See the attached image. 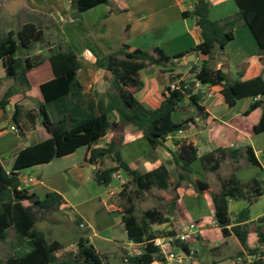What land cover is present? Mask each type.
<instances>
[{
	"label": "crops",
	"instance_id": "0c3cea01",
	"mask_svg": "<svg viewBox=\"0 0 264 264\" xmlns=\"http://www.w3.org/2000/svg\"><path fill=\"white\" fill-rule=\"evenodd\" d=\"M207 1L208 14L212 20H221L238 12L235 0ZM3 5L11 17L22 15L18 26L27 22L39 23L38 31L48 34L45 43L37 49L35 47L30 54L34 61L39 60L41 56H47L53 51L52 47L62 51L70 48L74 52L80 62L75 76L83 88L85 101L106 99L107 94L112 92V76H108L105 70L99 68L95 59L96 56L117 51L122 45H128L129 49L146 51L158 47L167 55L184 54L183 59L194 55L187 63L181 61L174 66H149L139 71L142 84L134 96L150 108L158 107L164 99L165 86L169 84L170 75L180 74L179 80L191 83L192 87L194 74L191 69L206 58L205 55L192 50L201 41L200 29L191 16L184 15V12L188 13L192 9L193 0H109L84 11L73 8L70 0H10ZM222 54L223 57L215 51L213 65L223 68L229 79L245 80L264 76V50L258 52L257 42L247 25L240 23L234 29L233 38L224 45ZM0 64L4 72L1 61ZM7 78L8 85L0 96L10 87H13L14 93L4 111L0 109V163L10 169L14 156L20 149L47 137L40 124V105H45L48 115L50 110L53 112L54 120L57 119V113L53 103L43 102L37 85L25 88ZM206 91L210 92L211 96L200 102L203 114L197 113L195 105L188 97L172 113L174 121H188V127L177 134L195 144L199 155L216 148H223L228 155L221 162L217 172L205 171L199 161H195L199 166L192 167L188 180L182 181L176 189L178 199L172 216L173 224L178 227L194 222L196 225V240L191 243L195 253L187 264L201 262L198 261L197 245L202 247L204 261L201 264H246L247 261H237L239 252L247 254L238 238L232 232L223 236L216 225L211 192L219 189L218 176L224 178L234 175L242 182L255 178L259 181L263 194L257 196L249 205L245 199L229 201L232 222L227 229L230 230L232 225L244 223L236 218L239 211L245 207L249 210L248 220L245 222L254 221L264 213V207L258 212L252 211L253 203L264 196V131L255 132L253 129L264 111V95L241 98L229 107L219 86L208 85ZM44 92L47 97L51 95L46 88ZM255 100H260L261 104L244 114L249 104ZM13 117L17 119L19 127L14 123ZM14 125L18 127V132L12 130ZM19 131H22V134ZM122 131L118 150L121 158L131 168L146 172L164 165L170 171L169 181L175 182L176 168L168 150L164 147L150 148L142 133L131 125H125ZM114 135V131H107L100 145L104 146ZM166 143L170 145V138ZM248 146L252 148L257 164L248 162ZM87 156L88 150L83 146L60 158L20 171L21 186L27 187L39 198L49 191H56L64 200L59 210L46 213L36 221L35 226L43 231L48 241L55 240L73 245L80 237H87L90 243L99 244H93L98 251V247H104L103 253H109L110 256H118L115 251L120 247H125L130 253L138 252L139 245L126 239L121 222L122 212L118 213L114 206V194L118 192L119 187L118 177L123 182L127 179L126 175L118 171L113 174V186L110 183L107 186L98 185L93 176L95 166L86 162ZM112 165L114 162L109 158L103 160L102 167ZM223 166L225 172L221 171ZM209 173L214 175L209 178ZM197 185L207 187L198 194ZM101 187L107 188L106 191ZM171 197L166 199L170 200ZM187 199H190L191 203H187ZM91 200L95 202L85 207L84 204ZM86 212L104 217L98 221L105 226L103 229H110L111 233L102 234L94 219L86 218ZM76 220L79 221L78 225ZM114 227L120 228V233L112 232ZM64 236H68L67 242H63ZM250 236L252 242L248 241ZM231 240L238 246L236 251L229 250ZM102 242L105 244H101ZM246 244L249 248L257 246L251 224Z\"/></svg>",
	"mask_w": 264,
	"mask_h": 264
},
{
	"label": "trees",
	"instance_id": "16d2710c",
	"mask_svg": "<svg viewBox=\"0 0 264 264\" xmlns=\"http://www.w3.org/2000/svg\"><path fill=\"white\" fill-rule=\"evenodd\" d=\"M109 0H70L73 8L84 11ZM238 12L221 20L209 17L207 0H193L192 9L184 15L191 16L200 29L201 41L192 49L195 53L206 56L197 66L191 69L194 77L203 85L219 86L225 103L231 107L237 100L264 95V76H254L245 80L229 79L223 68L210 65L215 51L223 57L224 45L233 38L234 29L243 23L248 26L257 42L258 52L264 50V0H235ZM53 26V24L51 23ZM39 23L27 22L19 28L9 30L0 36V61L5 75L25 88L38 86L43 102L53 103L57 119L51 120L45 105H40V124L47 137L38 143L29 144L20 149L14 156L10 169L0 163V243L7 242L11 235L10 252L0 256V264H109V253L99 252L87 237H80L73 245H64L58 241H48L40 229L35 226L46 213L60 209L64 200L56 191L47 192L42 198L27 187L21 186L19 174L23 168L48 162L72 153L79 147H86V162L95 166L94 180L98 185L107 186L113 174L123 172L127 179L122 184L121 195H125L127 205L122 209L121 222L126 239L142 244L138 252L130 253L125 247L115 252L124 264H156L159 260L158 248L154 239L172 234L176 230L173 224V213L176 210L178 196L176 189L184 180H188L192 164L199 161L205 171L217 172L223 159L228 155L223 148H216L199 155L195 144L179 136V130L188 127L187 120L174 121L172 113L188 97L195 105L198 114H203L200 106L203 90L191 87V83L170 88V84L180 79V74L170 75L169 84L165 86L166 95L160 105L150 108L135 98V92L142 82L139 71L149 66H174L179 64L184 54L167 55L155 47L151 51L129 49L122 45L117 51L96 56L95 63L99 68L111 73L112 92L107 98L96 101L83 99L82 86L76 78L80 66L74 52L66 50L53 51L34 61L33 53L38 39ZM49 46H51L49 44ZM90 50L94 53L93 49ZM176 58L177 61L173 62ZM180 81V80H179ZM183 85L185 87L183 88ZM51 95L47 97L44 89ZM14 93L8 88L0 96V109L4 111L9 98ZM261 104L255 100L249 104L244 114H248ZM14 123L17 119L13 117ZM16 132H18V127ZM131 125L142 133L150 148L164 147L171 154L175 165V182L169 181L170 171L164 165L142 172L131 168L119 154L122 130ZM255 132L264 131V111L253 127ZM115 135L104 146L101 139L107 131ZM22 134V131H19ZM170 138V145L166 142ZM109 158L114 165L102 167L103 160ZM248 162L257 164L251 147H246ZM219 189L211 192L214 219L223 236L234 234L246 255L239 252L242 262L245 256H253L246 264H264V213L254 221H247L249 210L245 207L238 213L237 221L242 224H231L228 208L229 201L245 199L249 204L263 190L257 179L242 182L234 175L220 177ZM130 193H124L125 188ZM197 185L198 194L206 188ZM155 188L174 192L165 212L156 207L143 209L137 213L134 200L143 198ZM235 221V222H237ZM77 225L79 221L75 222ZM250 224L256 237L257 246L249 248L246 244ZM195 237H190L181 244L184 251L191 247Z\"/></svg>",
	"mask_w": 264,
	"mask_h": 264
},
{
	"label": "rangeland",
	"instance_id": "374dc122",
	"mask_svg": "<svg viewBox=\"0 0 264 264\" xmlns=\"http://www.w3.org/2000/svg\"><path fill=\"white\" fill-rule=\"evenodd\" d=\"M10 0H0V36H2L3 34H5L7 31L9 30H16L17 28L20 27V25L18 26L21 18H22V15L21 14H18L17 16H14V17H11L9 15V12L6 8V6H4L3 4H5L6 2H8ZM48 39V34H45L44 32H41V31H38V39L39 41L35 44V47L36 49L40 46H42V44L45 43V39ZM50 40L52 38H49ZM55 40V39H53ZM3 69H2V66L0 64V93L3 92L7 85H8V78L5 76V74H3ZM111 76V75H110ZM49 116L52 120H54L55 116L53 114V112L50 110L49 111ZM199 166V164L197 162L193 163L192 164V167L193 168H197ZM224 167V166H223ZM221 168V171L222 172H225V167L224 168ZM118 174V173H117ZM116 174V175H117ZM214 174H211L209 173V178H211ZM125 180V178H123ZM118 181H119V187L117 189L118 192H116L114 194V206L116 208V211L119 213L122 211V208L124 206L127 205V202H126V197L125 195H121L120 194V189L122 187V184L125 182L121 180V178L119 179L118 177ZM110 184L113 186L115 184V179H112V181L110 182ZM102 188V187H101ZM107 188L103 187L102 190L106 191ZM130 187L129 188H125L124 189V193H130ZM174 194V192L170 189L169 191H165V190H158V189H155L153 188L151 190V192L149 194H146L143 198L141 199H135L134 200V203H135V206H136V209H137V213H140L143 209H146V208H151V207H156V208H159L160 210H162L163 212H165L168 208V202H169V198L166 199V197L168 196H172ZM264 196H262L260 199L256 200V202L253 203V209L252 211L253 212H258L260 211L263 207H264ZM81 198H78V200H80ZM82 200V199H81ZM187 203H191L190 199H187L186 200ZM95 201L91 200V201H87L84 206L85 207H88L90 205H92ZM238 203H243L242 201H238ZM86 218L87 219H94V222L97 223V226L98 228H100V232L104 235H108L111 233V230L110 229H103L105 228V226L103 227L102 224L99 223L98 219H104V217H97L95 215H93L92 212H86ZM99 230V229H98ZM112 232H116V233H120V228L118 227H114ZM11 239V235L10 237L8 238V241L7 242H1L0 243V256L1 257H5L9 252H10V240ZM63 242H67L69 239H68V236H64L62 238ZM249 242H252V238L251 236L249 237L248 239ZM64 245H68V243H62ZM93 244L95 246H99V244L97 242H93ZM101 244H105L104 242H102ZM99 248V251L100 252H103V248L102 247H98ZM102 248V249H101ZM197 249H198V253H199V258H198V261H204L202 260L203 259V254H202V247L197 245ZM238 249V246L235 244V242H233V240H231L229 242V250L230 251H236ZM201 262H199V264H201ZM109 263L110 264H124L123 260H121L118 256H112L109 258Z\"/></svg>",
	"mask_w": 264,
	"mask_h": 264
},
{
	"label": "built area",
	"instance_id": "2783aa9c",
	"mask_svg": "<svg viewBox=\"0 0 264 264\" xmlns=\"http://www.w3.org/2000/svg\"><path fill=\"white\" fill-rule=\"evenodd\" d=\"M177 59L174 58L173 62H176ZM179 83H181V80L173 82L170 84L171 89H175L179 87ZM183 84H186L183 83ZM193 86L196 87V89L203 90V96L202 99H205L207 97H210V92L206 91V86L201 84L198 80L193 78ZM185 85H183V88ZM12 130L16 132V128L13 126ZM182 131L179 130L178 133H181ZM117 177V176H116ZM80 226H82L80 224ZM196 234V225L194 222H190L183 226H178L174 233L166 235V236H160L156 237L154 239V243L158 248V256L159 260H155L154 263L156 264H187V261L191 260L194 256L195 250L191 247L184 251L181 247V244L185 242L190 237H194ZM139 249L142 247V244H138ZM138 249V251H139ZM135 253V252H133ZM253 256H245L246 261H250ZM238 262H242V257H237Z\"/></svg>",
	"mask_w": 264,
	"mask_h": 264
},
{
	"label": "water",
	"instance_id": "95a60500",
	"mask_svg": "<svg viewBox=\"0 0 264 264\" xmlns=\"http://www.w3.org/2000/svg\"><path fill=\"white\" fill-rule=\"evenodd\" d=\"M194 58V55L193 54H191V55H188V56H186L183 60H182V62L183 63H187V62H189L190 60H192ZM214 58H212L210 61H209V64L210 65H213L214 64ZM226 65V64H225ZM107 72V75L108 76H110L111 75V73L109 72V71H106Z\"/></svg>",
	"mask_w": 264,
	"mask_h": 264
}]
</instances>
